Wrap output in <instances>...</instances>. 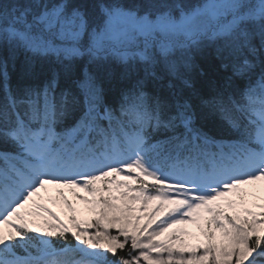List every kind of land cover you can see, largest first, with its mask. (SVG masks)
Here are the masks:
<instances>
[{
	"label": "snow or ice",
	"instance_id": "obj_1",
	"mask_svg": "<svg viewBox=\"0 0 264 264\" xmlns=\"http://www.w3.org/2000/svg\"><path fill=\"white\" fill-rule=\"evenodd\" d=\"M0 50V142L15 149L0 151V264H264V203L241 187L264 182V0H0ZM209 50L231 69L221 87L198 63ZM214 117L239 139L205 132ZM232 193L229 212L217 202ZM187 221L204 242L168 232Z\"/></svg>",
	"mask_w": 264,
	"mask_h": 264
},
{
	"label": "trees",
	"instance_id": "obj_2",
	"mask_svg": "<svg viewBox=\"0 0 264 264\" xmlns=\"http://www.w3.org/2000/svg\"><path fill=\"white\" fill-rule=\"evenodd\" d=\"M122 3L133 4L136 3L137 0H121ZM189 3L195 5L202 3L203 0H188ZM2 51V50H0ZM6 54V53H3ZM23 60V56H21L17 62V67L15 70L11 71V82L13 85H16L20 80V62ZM198 63L201 68L205 69L207 72L208 79L216 84L217 87H221L225 84L226 78L231 76V69L225 68L222 66L221 62L215 57L214 52L209 50L206 55L198 58ZM110 67L114 73V83L120 80V75L124 71V68L121 64L116 61H112ZM143 73L141 72L140 75ZM255 79V77H253ZM247 84V80L244 78L233 77V83L230 88H228V92L233 93L236 97H239L240 92L244 89ZM105 87V95L104 102L106 105L117 108L119 104L120 94L117 87H110L107 83L104 85ZM150 92L152 91L151 87L148 89ZM205 91L208 93L212 92L211 87H205ZM81 112L80 110H76L68 114L64 119L62 124H58L56 126L57 131H63L66 128H71L76 124V121L79 119ZM205 132H207L210 136L214 137L217 140H225V141H235L239 139V133L235 130L231 129L227 123L221 120L219 117L210 118L201 122L200 125ZM166 133L156 132L152 134L153 141L157 139H163ZM14 147L11 144H4L0 142V151H14ZM258 201V200H256ZM52 243L56 247H62L63 242L57 241L55 238L52 239ZM74 243V241H73ZM21 255H23L22 250H18ZM109 259H114L111 255H109Z\"/></svg>",
	"mask_w": 264,
	"mask_h": 264
},
{
	"label": "rangeland",
	"instance_id": "obj_3",
	"mask_svg": "<svg viewBox=\"0 0 264 264\" xmlns=\"http://www.w3.org/2000/svg\"><path fill=\"white\" fill-rule=\"evenodd\" d=\"M123 178V177H118ZM246 195V204L248 207H252L254 211H260L261 209L256 207L259 204L264 203V182L257 181L254 184L243 185L241 186ZM65 195L74 202L77 208V215L83 219H88L91 217L92 213L87 211L88 205L84 203V201L76 200V197L73 195L72 191L65 189ZM80 191L82 195H88L87 192L83 190L77 189ZM41 195L44 197V202L48 204L53 211L57 212L61 219L68 222V216L70 215L69 210L63 204L62 201L58 199L57 190L54 186H48L46 191H42ZM233 199L238 200V196L236 193H232L229 197L221 198L217 203H220L225 209L229 212L233 211V209L227 207V200ZM258 200V201H256ZM158 203V201L149 202L148 208L145 211H151L153 206ZM137 211L139 212V204L137 202ZM146 219V217H145ZM143 222V221H142ZM176 231L182 235H184L185 239L188 240L189 243L195 244L198 242H204L205 237L201 231V223L197 221H187L184 223L173 225L168 232ZM168 233H165L164 236H167ZM163 238V237H161Z\"/></svg>",
	"mask_w": 264,
	"mask_h": 264
}]
</instances>
